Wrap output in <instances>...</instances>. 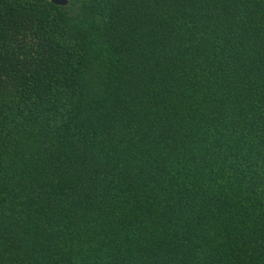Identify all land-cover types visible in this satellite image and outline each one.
Returning <instances> with one entry per match:
<instances>
[{
  "label": "trees",
  "instance_id": "trees-1",
  "mask_svg": "<svg viewBox=\"0 0 264 264\" xmlns=\"http://www.w3.org/2000/svg\"><path fill=\"white\" fill-rule=\"evenodd\" d=\"M0 264H264V0H0Z\"/></svg>",
  "mask_w": 264,
  "mask_h": 264
},
{
  "label": "water",
  "instance_id": "water-1",
  "mask_svg": "<svg viewBox=\"0 0 264 264\" xmlns=\"http://www.w3.org/2000/svg\"><path fill=\"white\" fill-rule=\"evenodd\" d=\"M50 2L57 6H65L66 0H50Z\"/></svg>",
  "mask_w": 264,
  "mask_h": 264
}]
</instances>
